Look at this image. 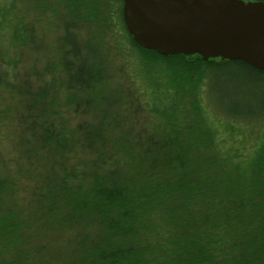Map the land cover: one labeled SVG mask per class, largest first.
<instances>
[{
  "label": "trees",
  "instance_id": "trees-1",
  "mask_svg": "<svg viewBox=\"0 0 264 264\" xmlns=\"http://www.w3.org/2000/svg\"><path fill=\"white\" fill-rule=\"evenodd\" d=\"M17 3L0 6V97L22 103L15 166L0 159V264H264V116L238 125L251 152L235 157L218 128L236 121L207 118L199 93L212 71H264L144 49L122 0H28L30 22ZM25 48L41 68L16 82ZM114 55L147 106L112 91Z\"/></svg>",
  "mask_w": 264,
  "mask_h": 264
},
{
  "label": "water",
  "instance_id": "water-1",
  "mask_svg": "<svg viewBox=\"0 0 264 264\" xmlns=\"http://www.w3.org/2000/svg\"><path fill=\"white\" fill-rule=\"evenodd\" d=\"M121 15L127 33L144 49L240 60L264 71L262 0H122Z\"/></svg>",
  "mask_w": 264,
  "mask_h": 264
},
{
  "label": "rangeland",
  "instance_id": "rangeland-1",
  "mask_svg": "<svg viewBox=\"0 0 264 264\" xmlns=\"http://www.w3.org/2000/svg\"><path fill=\"white\" fill-rule=\"evenodd\" d=\"M4 1L6 0H0V6ZM17 4L20 17H25L29 22L36 19L38 11H34L29 6L28 0H18ZM44 19L40 23L37 22V25L39 24L48 29L57 25L56 19L49 14ZM43 39H45V43H48V37L46 35ZM29 48H25L20 55L21 64L18 66L17 71H14L18 73L16 82L23 80L26 77L25 74L32 76V79L36 80L37 77L33 75V72L35 68H41V62H38L37 65L35 63V60L41 57V51L36 50V52L35 49L29 50ZM114 58L115 60L111 64L109 63V68L114 71L115 75L113 82H111L112 91H116L118 88L124 92L123 96L127 95V98H129L130 95L138 107L147 106L146 96L144 95L147 90L144 91V87L141 88L138 83H134L131 77L128 76L129 68H132V65L127 64L126 70L121 71L119 68H121L122 63H125V59H122L119 55H114ZM3 89L4 91L2 93L4 95L2 98L0 97V159L5 158L9 163L7 167L12 168L15 166L13 160L18 154L16 149L20 141V131L14 117L9 116V114L15 115L19 106H22V103L16 97L17 93L15 91L8 90L6 86ZM199 93L201 94V105L208 111L206 114L208 116L207 118L212 114V117L214 116L217 119L238 121V123L232 122L230 125H221L218 128L219 131H224L225 134L227 131H231L234 134V137L227 136L225 140H222V148L227 152L237 150L240 156L235 157H241L243 154L245 155L251 152L250 139L247 138L244 129L242 130L238 125L241 123L243 125V122L246 120L255 117L263 118L264 116L262 113L264 111V81L259 78V75L248 72L238 66H231L227 69L222 68L221 70L212 71L204 75ZM145 122L150 123V120H146ZM260 124L258 121L252 123L254 128H259L260 131H257L258 134L264 131V127L262 128ZM252 128L248 126L245 131ZM10 153H13L11 157L9 155Z\"/></svg>",
  "mask_w": 264,
  "mask_h": 264
}]
</instances>
